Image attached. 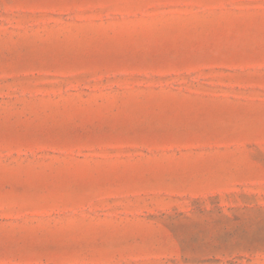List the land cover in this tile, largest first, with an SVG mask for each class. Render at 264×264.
<instances>
[{"label": "rangeland", "instance_id": "1", "mask_svg": "<svg viewBox=\"0 0 264 264\" xmlns=\"http://www.w3.org/2000/svg\"><path fill=\"white\" fill-rule=\"evenodd\" d=\"M0 264H264V0H0Z\"/></svg>", "mask_w": 264, "mask_h": 264}]
</instances>
